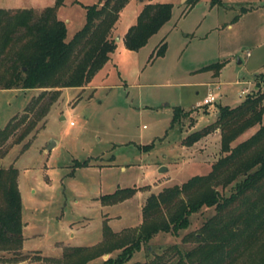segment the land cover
<instances>
[{"label": "rangeland", "instance_id": "obj_1", "mask_svg": "<svg viewBox=\"0 0 264 264\" xmlns=\"http://www.w3.org/2000/svg\"><path fill=\"white\" fill-rule=\"evenodd\" d=\"M97 1L64 0L57 17L67 23L66 39L85 23L82 5ZM221 1L224 9L200 0L181 16L187 7L182 0H152L174 5L172 21L140 51L120 42L91 83L61 88L54 100L51 91L39 99L41 89H4L0 80V129L26 116L0 144V168L17 169L24 225L21 248L0 250V264H63V250L81 246L88 248L84 252L92 257L90 264H101L121 251L114 248V239L105 238V225L117 236L134 234L150 195L212 170L223 155L222 136L184 144L187 135L215 120L216 103L203 105V99L212 91L217 104L236 107L249 92L264 90V0ZM53 2L0 0V9L39 13ZM141 4L125 3L110 32L115 43L120 41L115 36L137 22ZM164 37L165 55L150 59ZM178 106L187 115L172 126ZM26 125L30 130L17 141ZM163 165L167 169L162 173ZM123 188L135 191L120 202L101 201ZM218 188L229 197L235 187ZM216 212L215 206L203 207L189 217V227L155 234L126 264H176L199 245L194 235ZM97 247L112 252L93 256ZM263 247L254 243L234 264H255Z\"/></svg>", "mask_w": 264, "mask_h": 264}, {"label": "trees", "instance_id": "obj_2", "mask_svg": "<svg viewBox=\"0 0 264 264\" xmlns=\"http://www.w3.org/2000/svg\"><path fill=\"white\" fill-rule=\"evenodd\" d=\"M127 1L98 0L82 5L85 23L69 39H66L67 23L57 17L64 0H54L39 13L29 8L13 12L0 9L2 88L41 89L39 99L51 91L54 100L61 88L89 84L116 48L110 32ZM142 1L144 6L137 22L128 27L122 37L124 47L130 51L141 50L172 20L173 4ZM197 1L189 0L185 5L189 7ZM74 2L78 3V0ZM212 3L223 4V1L212 0ZM166 47L165 39L161 40L150 58L155 54L157 57L165 55ZM243 101L236 107L218 104L215 120L190 133L184 140L185 145L192 146L216 129L220 130L223 155L213 163L209 173L197 174L180 186L166 187L158 195H150L143 208V223L134 234L117 236L105 225V238L114 239V248H121V251L101 264H126L155 234L177 233L181 228L189 227V217L203 207L215 206L217 212L194 235L199 245L182 254L176 264H187L186 259L192 264H234L244 249L248 250L256 242L264 245V90L249 92ZM182 114L187 115L181 106L176 107L172 126ZM25 117L9 120L0 129V144L22 126ZM253 127H257L256 131L239 141ZM29 130L30 126L26 125L16 140H22ZM79 163L77 165L84 166L86 162ZM17 177V169L13 166L0 168V250L3 251L19 249L23 243L24 225ZM231 185L235 187L231 195H222L218 187L225 189ZM134 191L117 189L101 196V201L106 204L120 202L128 199ZM97 248L93 256L112 252L110 248ZM85 250L88 248L82 246L65 248L61 257L63 264H90L88 261L92 257H88ZM257 252L260 256L255 264H264V247ZM131 264L145 263L136 261ZM152 264L164 262L159 260Z\"/></svg>", "mask_w": 264, "mask_h": 264}, {"label": "crops", "instance_id": "obj_3", "mask_svg": "<svg viewBox=\"0 0 264 264\" xmlns=\"http://www.w3.org/2000/svg\"><path fill=\"white\" fill-rule=\"evenodd\" d=\"M140 1V4H141V8H140V11H141V9H142V7H143V5H144V3H143V1L142 0H139ZM199 1L200 0H198L197 2L199 3ZM184 5H185V3H184ZM212 6H221V7H223L224 5L223 4H211ZM193 6V5H192ZM192 8V7H191ZM226 8H228V7H226ZM189 9H190V6L189 7H185L183 10H182V12L180 13V15L182 16V15H184L185 13H187L188 11H189ZM223 9H224V7H223ZM140 11H139V13H140ZM119 18V17H118ZM172 19V18H171ZM241 19H242V16H241ZM118 20V19H117ZM172 21V20H171ZM170 21V22H171ZM238 21H240V17H239V19H238ZM117 23H118V21H117ZM169 23V22H168ZM167 23V24H168ZM228 27H230V28H232L233 27V24L232 23H228ZM126 31V30H125ZM125 31L123 32V33H121V35H120V38H119V36H115V38H116V40H120V41H118V42H116V46L121 42H123V35H124V33H125ZM163 39H166V37H164ZM143 48V47H142ZM116 49V48H115ZM142 50V49H141ZM115 51V50H114ZM114 51L113 52H111L110 53V59H111V57L113 56L112 54L114 53ZM140 51V50H139ZM110 59L108 60V62L104 65V66H106L109 62H110ZM151 59V58H150ZM103 66V67H104ZM102 67V68H103ZM101 68V69H102ZM97 74H99V71H97V73H96V75L95 76H97ZM94 76V77H95ZM93 77V78H94ZM219 77V74L217 73V74H214V78H218ZM93 78H92V80H93ZM215 80H217V79H215ZM92 82V81H91ZM90 82V83H91ZM253 82L256 84V81L255 80H253ZM257 85V84H256ZM257 89H258V85H257ZM256 89V90H257ZM248 90V89H247ZM244 91V90H243ZM242 91V92H243ZM216 101V100H215ZM216 103V111H215V118H216V114H217V102H215ZM214 118V119H215ZM256 130H254V127L253 128H251V129H249L248 131H246V133L245 134H243V136L239 139V141H242V140H244V139H246V137H249L250 135H252V133H254ZM215 134V136L216 137H219V136H222V135H220V130L219 129H216L215 131H213L211 134H209V135H207L206 137H204V138H206V139H208V138H212V136ZM203 138V139H204Z\"/></svg>", "mask_w": 264, "mask_h": 264}, {"label": "built area", "instance_id": "obj_4", "mask_svg": "<svg viewBox=\"0 0 264 264\" xmlns=\"http://www.w3.org/2000/svg\"><path fill=\"white\" fill-rule=\"evenodd\" d=\"M248 90L245 89L242 93L244 94ZM217 99V96L211 91L208 93V95L203 99V105H211L212 103H215V100Z\"/></svg>", "mask_w": 264, "mask_h": 264}, {"label": "water", "instance_id": "obj_5", "mask_svg": "<svg viewBox=\"0 0 264 264\" xmlns=\"http://www.w3.org/2000/svg\"><path fill=\"white\" fill-rule=\"evenodd\" d=\"M187 1H189V0H182V2H184V3H186ZM53 144H54V143H53V141L51 140V142H50L49 145H48V148H50ZM166 169H167V167L163 165V167L159 168V171L163 173V171H165Z\"/></svg>", "mask_w": 264, "mask_h": 264}]
</instances>
